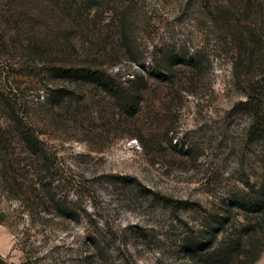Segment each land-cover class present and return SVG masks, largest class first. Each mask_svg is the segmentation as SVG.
<instances>
[{"label":"rangeland","instance_id":"obj_1","mask_svg":"<svg viewBox=\"0 0 264 264\" xmlns=\"http://www.w3.org/2000/svg\"><path fill=\"white\" fill-rule=\"evenodd\" d=\"M248 97L264 0H0V264H264Z\"/></svg>","mask_w":264,"mask_h":264},{"label":"trees","instance_id":"obj_2","mask_svg":"<svg viewBox=\"0 0 264 264\" xmlns=\"http://www.w3.org/2000/svg\"><path fill=\"white\" fill-rule=\"evenodd\" d=\"M15 102L14 105H11L12 114V121L16 125L19 135L21 138L26 142L28 145L33 146L35 148H39L40 140L32 134V131L25 126L23 116L19 115L15 111ZM245 105L249 106L255 121L253 123V131L254 133H264V122L263 115L261 113L262 107L260 104L255 102L253 98L248 97L245 101ZM126 113L132 114L136 110V100L133 101L132 99H127L125 106L123 107ZM246 205L253 209H261L263 208L264 199L258 194L254 197V199L246 200ZM218 226H223L222 222L217 221ZM216 233L212 234V238L214 239ZM212 239V240H213Z\"/></svg>","mask_w":264,"mask_h":264}]
</instances>
